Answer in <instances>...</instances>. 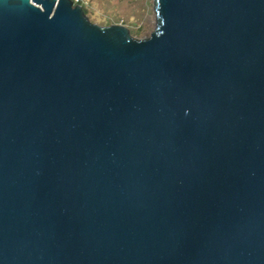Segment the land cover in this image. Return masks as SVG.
<instances>
[{
    "label": "water",
    "instance_id": "obj_1",
    "mask_svg": "<svg viewBox=\"0 0 264 264\" xmlns=\"http://www.w3.org/2000/svg\"><path fill=\"white\" fill-rule=\"evenodd\" d=\"M153 10L0 0V264H264V0Z\"/></svg>",
    "mask_w": 264,
    "mask_h": 264
},
{
    "label": "rangeland",
    "instance_id": "obj_2",
    "mask_svg": "<svg viewBox=\"0 0 264 264\" xmlns=\"http://www.w3.org/2000/svg\"><path fill=\"white\" fill-rule=\"evenodd\" d=\"M89 21L98 25L122 24L132 36H148L155 26L153 0H82Z\"/></svg>",
    "mask_w": 264,
    "mask_h": 264
},
{
    "label": "built area",
    "instance_id": "obj_3",
    "mask_svg": "<svg viewBox=\"0 0 264 264\" xmlns=\"http://www.w3.org/2000/svg\"><path fill=\"white\" fill-rule=\"evenodd\" d=\"M72 3H73V5H74V4H79V5H81L82 7H83V5H84V2H83L82 0H72Z\"/></svg>",
    "mask_w": 264,
    "mask_h": 264
}]
</instances>
